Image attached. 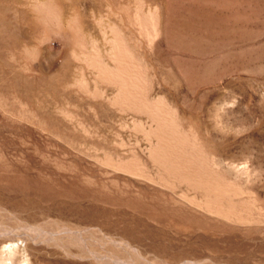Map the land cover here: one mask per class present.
Here are the masks:
<instances>
[{"label":"rangeland","instance_id":"obj_1","mask_svg":"<svg viewBox=\"0 0 264 264\" xmlns=\"http://www.w3.org/2000/svg\"><path fill=\"white\" fill-rule=\"evenodd\" d=\"M169 2L0 0V248L20 246L30 264H264V215L235 225L209 217L180 202L187 185L125 170L163 173L149 158L150 120L117 103L120 87L102 77L101 66L116 67L113 26L143 61L149 99L174 106L189 138L264 212V35L246 71L190 96L158 60L147 24L155 12L165 21ZM52 6L60 25L47 20ZM188 98L207 103L190 115Z\"/></svg>","mask_w":264,"mask_h":264},{"label":"bare ground","instance_id":"obj_2","mask_svg":"<svg viewBox=\"0 0 264 264\" xmlns=\"http://www.w3.org/2000/svg\"><path fill=\"white\" fill-rule=\"evenodd\" d=\"M44 12L51 24L60 25L61 14L55 7ZM152 14L149 17L151 22L149 20L150 23L147 24L150 25V34L160 40L159 46H156V56L162 65L173 68L179 74L186 84L188 95L193 94L194 89L209 85L226 75L246 71L252 63L254 50L260 44L258 40L264 35L263 30H257L259 17L264 16V0H170L165 21H162L157 12ZM112 29L117 38L112 50L116 67L108 69L109 66L107 70L105 66H101L102 77L110 81L109 84L114 83L120 87L118 94L122 98L117 99V103L124 104L127 110L146 114L150 120V124H143L144 134L149 137V158L163 173L159 171L153 175L146 169L143 171L136 162L127 164L125 170L174 191L176 184L187 185V189L182 188L178 194L181 195L180 202L206 210L207 215L209 212L232 221L231 224L235 222L234 225L236 222L245 224L259 221L264 212L257 203V197L255 199L250 191L244 190L246 186L243 189L242 183L240 185L230 180V177L228 179L218 170L220 168L215 167L214 158L203 153L205 149L202 150L197 140L189 138V133L182 125L179 113L177 114L178 110L173 105L160 104L159 101L163 103L165 100L163 96H159L157 100L149 99L151 88L145 79L148 75L143 61L133 55L127 41L120 37L119 29L116 26ZM97 57L100 59L98 55ZM93 58L96 59L95 56ZM93 63L97 65L96 62ZM191 101L193 103L188 98V105L184 109L190 115L207 103L202 99L201 104H192ZM112 163L114 162L109 161V164ZM173 193L176 195L177 192ZM190 195H203V198ZM6 232L8 231H1L0 236ZM19 248L20 246L9 241L1 246L0 264H30L29 261L20 259Z\"/></svg>","mask_w":264,"mask_h":264}]
</instances>
